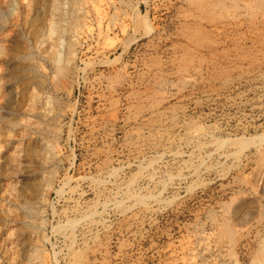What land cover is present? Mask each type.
<instances>
[{
    "label": "rangeland",
    "instance_id": "374dc122",
    "mask_svg": "<svg viewBox=\"0 0 264 264\" xmlns=\"http://www.w3.org/2000/svg\"><path fill=\"white\" fill-rule=\"evenodd\" d=\"M211 3L0 0V264H236L232 203L261 263L264 15Z\"/></svg>",
    "mask_w": 264,
    "mask_h": 264
},
{
    "label": "bare ground",
    "instance_id": "6f19581e",
    "mask_svg": "<svg viewBox=\"0 0 264 264\" xmlns=\"http://www.w3.org/2000/svg\"><path fill=\"white\" fill-rule=\"evenodd\" d=\"M214 7H216L217 9L220 7L221 9L227 11V17L228 20L231 21V19H236V20H240L243 15H247V14H252L254 16H257L258 12H261L264 15V0H212V3ZM53 9V8H52ZM215 9V8H214ZM55 10V9H54ZM56 11V10H55ZM60 19V18H59ZM64 21V20H63ZM63 26V25H62ZM54 26L51 24L50 25V30L51 28H53ZM47 29V28H46ZM150 29V28H149ZM60 32V31H59ZM49 33V32H48ZM43 34V33H42ZM55 36V35H54ZM48 54V52H47ZM66 56V55H65ZM55 65H57V68L59 71H63V69H65V67L62 65V56H61V52H57L55 54ZM66 58V57H65ZM65 62V61H64ZM60 73V72H59ZM64 73V71L62 72ZM257 140V139H255ZM255 143V142H254ZM264 155V152L263 154ZM260 164V163H259ZM264 165V164H263ZM262 166V165H261ZM264 167V166H263ZM261 168V167H260ZM257 171V170H256ZM260 175V180H262V182H264V168H262ZM258 180V179H257ZM243 187V186H242ZM254 187H256L259 191L261 190L264 193V185H254ZM237 192V191H236ZM233 195V194H231ZM248 195V194H247ZM248 198V196H247ZM252 198V196H251ZM238 197H235V199H233L234 202L238 201ZM241 199H244V197H241ZM247 200V199H246ZM245 200V201H246ZM250 200V198H249ZM248 200V201H249ZM228 201V200H227ZM242 201V200H241ZM241 203V202H240ZM244 203V202H243ZM247 203V201H246ZM236 204V203H235ZM234 203H232L230 205V207L227 210V215L225 216V218L223 219V221L220 224V235L221 237L225 240L228 241V243L230 242V250L232 251V253L235 255L236 259V264H243V261H240V253H239V248L238 246H240L239 242L241 240H243L244 238H247V236H249V234L252 232L254 224L256 223V220L251 221L250 218L252 217V214L249 212H245V213H240L238 205L236 204L235 206ZM245 204V203H244ZM221 205V204H220ZM228 205V204H227ZM234 205V206H233ZM243 205V204H242ZM233 206V207H232ZM255 206V205H254ZM246 207V205H245ZM250 207V204H249ZM247 207V208H249ZM252 207V206H251ZM244 209V208H242ZM252 208H250L249 210H251ZM264 209V208H263ZM212 210V209H211ZM208 211V209H207ZM245 211V210H244ZM261 211V209L259 210ZM209 212V211H208ZM225 211H223L224 213ZM213 213V212H212ZM226 213V212H225ZM254 213V212H253ZM216 214V213H215ZM261 214V213H260ZM258 214V215H260ZM263 214V213H262ZM225 215V214H224ZM223 215V216H224ZM215 218V216H214ZM254 219V217H252ZM217 219V218H216ZM222 219V218H221ZM264 219V218H263ZM212 221V220H211ZM260 221V220H259ZM257 221V222H259ZM210 222V221H209ZM213 223V222H212ZM219 224V223H218ZM215 228V227H214ZM215 230H217L215 228ZM257 230V229H256ZM260 230V229H259ZM254 232V231H253ZM257 232V231H256ZM259 232V231H258ZM255 234V233H254ZM260 234V233H259ZM208 237V235H206ZM211 236V235H209ZM204 237H202L201 239L203 240ZM212 238V237H210ZM217 238V237H216ZM252 238V237H251ZM200 239V238H199ZM200 239V240H201ZM205 240L206 237L204 238ZM199 240V241H200ZM204 240V242H205ZM212 241V240H211ZM250 239L248 238L247 243H250ZM202 242V241H201ZM207 242V241H206ZM257 242V241H256ZM226 243V242H225ZM244 243V242H243ZM242 243V244H243ZM207 244V243H205ZM252 245V244H251ZM209 246V245H207ZM226 246V245H225ZM245 246V243H244ZM247 246V245H246ZM245 246V247H246ZM204 247V246H202ZM210 247V246H209ZM206 248V247H205ZM211 248V247H210ZM210 248H206L210 249ZM227 248L228 245H227ZM250 248V247H249ZM228 250V249H227ZM230 251V252H231ZM224 252V251H223ZM227 253V252H226ZM225 253V254H226ZM229 253V252H228ZM227 253V255H228ZM230 255V254H229ZM256 256L258 257V260H260V264H264V237L261 238V240L258 243V248L256 251ZM225 261V260H224ZM207 262V261H206ZM210 263V262H209ZM225 263V262H224ZM256 263V262H254ZM212 264V263H211Z\"/></svg>",
    "mask_w": 264,
    "mask_h": 264
}]
</instances>
